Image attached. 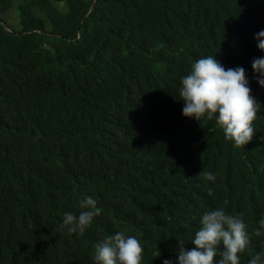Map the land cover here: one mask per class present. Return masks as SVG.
Returning a JSON list of instances; mask_svg holds the SVG:
<instances>
[{
  "label": "trees",
  "instance_id": "1",
  "mask_svg": "<svg viewBox=\"0 0 264 264\" xmlns=\"http://www.w3.org/2000/svg\"><path fill=\"white\" fill-rule=\"evenodd\" d=\"M0 0V264H95L123 231L142 264H176L205 212L243 213L250 243L264 218V0ZM245 70L260 105L243 150L215 120L182 116L180 80L199 58ZM215 175V182L204 173ZM211 188L213 194L208 195ZM91 196L84 234L61 230ZM227 202V203H226ZM160 253V255H159ZM219 256L216 257L219 260Z\"/></svg>",
  "mask_w": 264,
  "mask_h": 264
},
{
  "label": "clouds",
  "instance_id": "2",
  "mask_svg": "<svg viewBox=\"0 0 264 264\" xmlns=\"http://www.w3.org/2000/svg\"><path fill=\"white\" fill-rule=\"evenodd\" d=\"M90 11L88 9V13ZM254 39L258 42V50L264 52V31L258 32ZM251 67L257 75L258 85L264 88V56L254 59ZM180 84L179 96L184 105L182 116L199 124L215 120L225 140L243 150L256 132L254 122L261 110L251 94L245 70L242 67L226 70L213 56H206L190 66ZM203 175L205 180L215 182L213 173ZM207 191L209 196L213 194L211 188ZM78 207V216L64 213L61 230L67 228L70 233L82 235L92 226L93 219L102 213L91 196H83ZM243 215L228 214L223 207L205 212L200 219V228L191 241V250H186L183 240H177L176 264H240V254L250 243ZM252 235L264 236V218L253 228ZM143 253L139 239L120 231L95 244L93 258L95 264H142ZM162 264L173 262L165 259ZM248 264H264V249L256 252Z\"/></svg>",
  "mask_w": 264,
  "mask_h": 264
},
{
  "label": "rangeland",
  "instance_id": "3",
  "mask_svg": "<svg viewBox=\"0 0 264 264\" xmlns=\"http://www.w3.org/2000/svg\"><path fill=\"white\" fill-rule=\"evenodd\" d=\"M13 11L10 10L8 13H0V17L2 20H4L6 23H10L14 19Z\"/></svg>",
  "mask_w": 264,
  "mask_h": 264
},
{
  "label": "water",
  "instance_id": "4",
  "mask_svg": "<svg viewBox=\"0 0 264 264\" xmlns=\"http://www.w3.org/2000/svg\"><path fill=\"white\" fill-rule=\"evenodd\" d=\"M95 1H96V0H93V1L91 2L90 7H89V11L92 9V7H93ZM0 23H1V22H0ZM1 25L4 27V29H6V31H7L8 33H11V31L8 29V27H7L5 24L1 23Z\"/></svg>",
  "mask_w": 264,
  "mask_h": 264
}]
</instances>
